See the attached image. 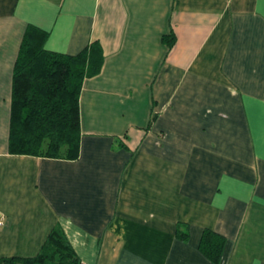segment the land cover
<instances>
[{"label": "crops", "instance_id": "0c3cea01", "mask_svg": "<svg viewBox=\"0 0 264 264\" xmlns=\"http://www.w3.org/2000/svg\"><path fill=\"white\" fill-rule=\"evenodd\" d=\"M29 25L48 51L101 45L75 161L9 151ZM56 224L83 264H214L206 229L219 264H264V0H0V257Z\"/></svg>", "mask_w": 264, "mask_h": 264}, {"label": "trees", "instance_id": "16d2710c", "mask_svg": "<svg viewBox=\"0 0 264 264\" xmlns=\"http://www.w3.org/2000/svg\"><path fill=\"white\" fill-rule=\"evenodd\" d=\"M20 45L12 78L9 151L16 155L75 161L80 155V95L85 78L102 70L98 42L75 55L48 51V34L29 25ZM168 48L175 36H164ZM182 237L186 233L180 234ZM226 240L206 229L199 248L214 264L223 259ZM0 264H83L65 229L56 224L34 257H0Z\"/></svg>", "mask_w": 264, "mask_h": 264}]
</instances>
